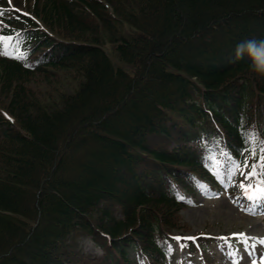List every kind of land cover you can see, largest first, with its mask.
<instances>
[{
	"label": "trees",
	"instance_id": "16d2710c",
	"mask_svg": "<svg viewBox=\"0 0 264 264\" xmlns=\"http://www.w3.org/2000/svg\"><path fill=\"white\" fill-rule=\"evenodd\" d=\"M0 13V264H129L132 246L164 264L163 240L188 234L176 185L220 188L215 154L260 171L247 137L264 141V74L229 58L264 40V0H0Z\"/></svg>",
	"mask_w": 264,
	"mask_h": 264
},
{
	"label": "rangeland",
	"instance_id": "374dc122",
	"mask_svg": "<svg viewBox=\"0 0 264 264\" xmlns=\"http://www.w3.org/2000/svg\"><path fill=\"white\" fill-rule=\"evenodd\" d=\"M105 49L117 66H124L118 61L111 44H107ZM67 83L68 85H65L66 91L75 84L71 80ZM219 144L223 145V141L220 140ZM214 171L223 180L224 184L221 189L213 190L202 182H199L194 194H187L181 188L178 189L179 196L190 203L188 207L179 212L178 217L180 223L187 228L186 233L209 235V239L224 237L229 238L228 240L232 242L221 239L224 241L221 248L211 244L205 256L195 254L189 259L187 249H183L178 241L169 240L164 243L168 251L166 264H233L234 259L238 264H252L253 260L256 261V264H261L262 256H264V245L258 241L264 240V204L255 206L246 196L245 188L255 190L252 180L245 179L249 172L244 169L241 176L234 178V181L231 182L228 178L229 172L224 169L221 161ZM236 182L240 186V191L245 192L243 196L234 187ZM249 212L257 214L252 215ZM241 233L253 238L249 241L250 245L255 241V248L252 250L254 251L253 256L249 255L245 246L239 243L238 238L233 235ZM229 244L233 247L229 248ZM79 248L82 253L92 255V257H100L104 254L100 246L95 245L87 238L80 240ZM232 251L236 252L234 258L229 256V252ZM131 252L132 248L130 247L129 253L133 255L134 253ZM136 264H146V261L142 259Z\"/></svg>",
	"mask_w": 264,
	"mask_h": 264
},
{
	"label": "snow or ice",
	"instance_id": "6c2138e0",
	"mask_svg": "<svg viewBox=\"0 0 264 264\" xmlns=\"http://www.w3.org/2000/svg\"><path fill=\"white\" fill-rule=\"evenodd\" d=\"M2 15L3 13H0V16ZM10 41H11V37L0 36V54H4V55L8 54V47L10 46L9 44ZM247 140L249 144L255 145V147L249 149L250 152H256L257 149L260 150V156H261L262 162L260 164V171L257 172V165L253 164L251 166V169H252L251 173L248 176H246L245 179H251L252 177L256 175H260L261 177H264V141L258 140L254 134H248ZM239 167H240L239 164L233 162L234 170L239 169ZM242 187L244 186L242 185ZM245 192H246L247 198L253 203V205L259 206L260 204H264V179L257 182L255 190L245 188ZM249 214L255 215L257 213L249 212ZM233 235L234 237L238 238L239 243H242L245 246V250L249 252V255L253 256L254 251L252 250H254L255 248V241H253L251 245L249 244V241L253 240V238L247 237L242 233L233 234ZM175 239L180 240L182 238L176 237ZM187 239H194V238H187ZM220 239H223L227 242L229 238L222 237ZM258 242L261 245H264V240H259ZM228 247L232 248L233 246L229 244ZM229 256L234 258L236 256V252L235 251L229 252ZM233 264H238V262L234 259ZM252 264H256V261L253 260ZM261 264H264V256H262Z\"/></svg>",
	"mask_w": 264,
	"mask_h": 264
},
{
	"label": "clouds",
	"instance_id": "9594fccd",
	"mask_svg": "<svg viewBox=\"0 0 264 264\" xmlns=\"http://www.w3.org/2000/svg\"><path fill=\"white\" fill-rule=\"evenodd\" d=\"M247 57L251 67L258 73L264 74V40L246 39L237 44L233 57L229 62Z\"/></svg>",
	"mask_w": 264,
	"mask_h": 264
}]
</instances>
